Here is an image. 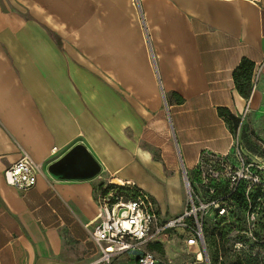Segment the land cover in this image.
Wrapping results in <instances>:
<instances>
[{
	"label": "crops",
	"instance_id": "0c3cea01",
	"mask_svg": "<svg viewBox=\"0 0 264 264\" xmlns=\"http://www.w3.org/2000/svg\"><path fill=\"white\" fill-rule=\"evenodd\" d=\"M244 59L264 74V0H0V264H98L90 230L113 184L180 215L184 171L232 152L228 115L260 98L263 81L237 90ZM78 145L96 177L6 183L20 147L48 169Z\"/></svg>",
	"mask_w": 264,
	"mask_h": 264
},
{
	"label": "built area",
	"instance_id": "2783aa9c",
	"mask_svg": "<svg viewBox=\"0 0 264 264\" xmlns=\"http://www.w3.org/2000/svg\"><path fill=\"white\" fill-rule=\"evenodd\" d=\"M134 7L139 0H133ZM149 48V39L146 37ZM257 80L253 77L252 87ZM232 152L227 154L204 150L200 153L191 175L184 171L186 199L180 215L162 218L155 199L133 183L122 187L130 192L122 193L119 186L103 187L97 194L98 212L91 226V238L100 257L98 264H114L123 256L135 254V264H174L170 257L160 258L148 249L168 231H179L186 246L196 251L194 261L186 264H211L205 238L207 220L211 222L227 218L226 202L240 191L249 200L252 190L264 185V166L244 153L239 133L234 138ZM47 168L35 161L20 147V158L4 172L8 185L22 191L33 188L37 179L44 176ZM90 229L89 225H85Z\"/></svg>",
	"mask_w": 264,
	"mask_h": 264
},
{
	"label": "rangeland",
	"instance_id": "374dc122",
	"mask_svg": "<svg viewBox=\"0 0 264 264\" xmlns=\"http://www.w3.org/2000/svg\"><path fill=\"white\" fill-rule=\"evenodd\" d=\"M255 78L257 85L261 81L264 83L262 69ZM235 125L240 144L248 153L247 157L264 166V86L260 91V98L251 103L250 109L244 111ZM258 189L261 192L257 189L250 191L249 200H244V191L240 190L234 198L226 202L229 215L220 222L219 235L212 239L217 246V264H264V185ZM156 205L159 209L157 201ZM211 217L207 220L208 229H212L214 224ZM156 242L161 244H155L152 252L158 257H170L174 264L194 261L192 253L196 250L186 246L179 231H168ZM148 249L151 250L150 246Z\"/></svg>",
	"mask_w": 264,
	"mask_h": 264
},
{
	"label": "water",
	"instance_id": "95a60500",
	"mask_svg": "<svg viewBox=\"0 0 264 264\" xmlns=\"http://www.w3.org/2000/svg\"><path fill=\"white\" fill-rule=\"evenodd\" d=\"M47 170L55 178L92 179L100 173L101 166L84 146L78 145Z\"/></svg>",
	"mask_w": 264,
	"mask_h": 264
},
{
	"label": "trees",
	"instance_id": "16d2710c",
	"mask_svg": "<svg viewBox=\"0 0 264 264\" xmlns=\"http://www.w3.org/2000/svg\"><path fill=\"white\" fill-rule=\"evenodd\" d=\"M254 69H255L254 63H252L249 60L244 59L239 65V67L233 73V78L236 83L237 90L239 94L243 98H246V99H248L252 93V76H253ZM221 112L222 114H228L227 111H221ZM228 117L230 118L231 128L234 134L236 135L237 128L235 127L237 126L235 125V123L236 124L238 123V119L233 118L230 115H228ZM112 187H116V185L113 184ZM118 188L122 193L128 194L130 192L129 188L127 189L122 186H119ZM257 191L261 192L260 189H257ZM224 219L226 218H223L217 221L216 223H214L213 226L211 227L212 229H208V227L205 228V238H206V242L208 246V253L210 256L211 264H217V254H218L216 243H214L212 239L219 235V232H220L219 224ZM149 246L151 250L154 247L153 245L152 246L149 245Z\"/></svg>",
	"mask_w": 264,
	"mask_h": 264
}]
</instances>
